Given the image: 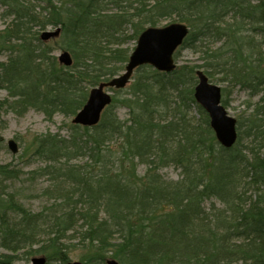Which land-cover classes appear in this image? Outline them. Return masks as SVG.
Returning <instances> with one entry per match:
<instances>
[{"label":"trees","instance_id":"trees-1","mask_svg":"<svg viewBox=\"0 0 264 264\" xmlns=\"http://www.w3.org/2000/svg\"><path fill=\"white\" fill-rule=\"evenodd\" d=\"M0 5L9 20L0 33L7 56L0 61V130L7 111L72 119L93 87L124 72L130 44L147 28L172 21L190 29L174 55L176 69L138 68L127 88L112 90L97 126L71 124L68 136L34 138L27 166L40 162L31 175L48 178L38 195L42 209L29 210L11 190L23 170L0 163V264L37 255L69 264L78 247L88 264H264V106L245 131L237 120V142L225 149L195 99L200 69L227 88L264 93V0ZM55 27L57 43L44 42L41 32ZM57 50L70 53L71 67L59 63ZM183 50L203 64L181 65ZM170 167L180 178L162 174Z\"/></svg>","mask_w":264,"mask_h":264},{"label":"water","instance_id":"water-1","mask_svg":"<svg viewBox=\"0 0 264 264\" xmlns=\"http://www.w3.org/2000/svg\"><path fill=\"white\" fill-rule=\"evenodd\" d=\"M189 34V28L181 23H171L164 27H149L139 37L132 52L125 72L108 82L101 83L90 91L84 107L73 118L72 123L83 127H94L99 124L102 114L112 102L109 89L123 90L131 82L136 69L151 66L163 73H172L176 69L174 54L182 46ZM60 30L44 32L43 41L58 37ZM59 62L65 67H71L73 60L68 52L59 56ZM198 83L195 88V99L206 111L210 118V126L217 141L225 148H232L237 142V121L231 117L221 104V88L209 81L203 71L197 72ZM9 149L16 155L19 151L14 140L9 142ZM32 264H46L45 258H35ZM70 264H81L73 262ZM107 264H119L116 260H109Z\"/></svg>","mask_w":264,"mask_h":264},{"label":"rangeland","instance_id":"rangeland-1","mask_svg":"<svg viewBox=\"0 0 264 264\" xmlns=\"http://www.w3.org/2000/svg\"><path fill=\"white\" fill-rule=\"evenodd\" d=\"M4 8L0 5V33L6 28L9 20L3 18L2 13ZM173 23L172 21L165 22L164 25ZM163 25V26H164ZM55 28H49L46 31H55ZM44 32V31H43ZM42 33V32H41ZM56 41H53L52 44L55 45ZM135 44L132 42L130 47H134ZM60 50L55 52V55L60 54ZM6 54H0V61L6 60ZM179 63L183 64H195L202 65L201 55L195 54L191 50H183L181 52V58ZM204 72V69H200ZM220 76H217L219 79ZM213 83L221 87V89L227 88L226 84L216 82L213 79ZM6 96L5 92L0 93V97L4 98ZM222 99L227 100V111L228 114L240 120L243 124L241 131H245L247 128V121L251 119L252 115L257 109H261L264 106V93L252 94L249 90L242 89L240 87L227 88V91ZM117 112L121 119L127 118V111L121 107L117 108ZM3 119L5 121V129L0 130V163L1 164H10L16 169L23 170V179L14 184L11 190L19 195V198L23 205L32 211H39L42 209L43 205L46 202L39 198V193L42 189L46 188L49 185L48 178L34 179L33 173L34 170L39 169L43 166L38 161L34 159L31 160L32 164L27 166L29 156L31 154L30 144L35 137L45 135L48 133L51 134H60L63 137L68 136L70 133V126L72 119H66L61 115L55 116L52 121H47L45 117L35 111H29L25 116L18 117L11 112H5L3 114ZM14 140L18 146V153L14 155L9 149V142ZM247 144L246 142H244ZM248 145V144H247ZM145 168L139 167L138 172L143 174ZM162 174L167 179L177 180L180 178V172L175 168H166L162 170ZM5 251L0 248V254ZM85 253H83L80 248L76 251H72L71 262H81L83 264L90 263V259L84 258ZM42 257L40 255L33 256L30 260H22L16 262L15 264H32L33 258ZM85 262V263H84Z\"/></svg>","mask_w":264,"mask_h":264},{"label":"bare ground","instance_id":"bare-ground-1","mask_svg":"<svg viewBox=\"0 0 264 264\" xmlns=\"http://www.w3.org/2000/svg\"><path fill=\"white\" fill-rule=\"evenodd\" d=\"M114 96V95H113ZM113 96H112V98H113ZM76 116V115H75ZM101 121V120H100ZM100 123V122H99ZM97 126V125H96ZM95 127V126H94Z\"/></svg>","mask_w":264,"mask_h":264}]
</instances>
